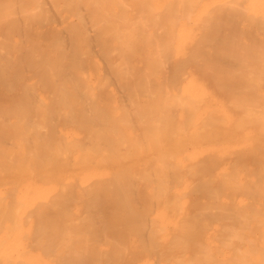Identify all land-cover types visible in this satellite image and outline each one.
Here are the masks:
<instances>
[{
	"label": "bare ground",
	"instance_id": "bare-ground-1",
	"mask_svg": "<svg viewBox=\"0 0 264 264\" xmlns=\"http://www.w3.org/2000/svg\"><path fill=\"white\" fill-rule=\"evenodd\" d=\"M0 264H264V0H0Z\"/></svg>",
	"mask_w": 264,
	"mask_h": 264
}]
</instances>
